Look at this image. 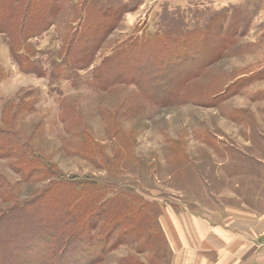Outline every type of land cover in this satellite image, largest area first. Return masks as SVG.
<instances>
[{
    "label": "rangeland",
    "instance_id": "1",
    "mask_svg": "<svg viewBox=\"0 0 264 264\" xmlns=\"http://www.w3.org/2000/svg\"><path fill=\"white\" fill-rule=\"evenodd\" d=\"M55 2L35 0L28 21L44 30L27 38L0 0V264H176L166 210L264 212V0ZM172 78L165 102L141 90ZM134 195L161 211V233L97 216L110 241L93 246L96 230L71 235L60 212Z\"/></svg>",
    "mask_w": 264,
    "mask_h": 264
},
{
    "label": "crops",
    "instance_id": "2",
    "mask_svg": "<svg viewBox=\"0 0 264 264\" xmlns=\"http://www.w3.org/2000/svg\"><path fill=\"white\" fill-rule=\"evenodd\" d=\"M172 214L166 210L161 220L176 243V264H264V212L242 207L206 222L195 214Z\"/></svg>",
    "mask_w": 264,
    "mask_h": 264
},
{
    "label": "trees",
    "instance_id": "3",
    "mask_svg": "<svg viewBox=\"0 0 264 264\" xmlns=\"http://www.w3.org/2000/svg\"><path fill=\"white\" fill-rule=\"evenodd\" d=\"M8 1L11 4V7H9L8 9L6 8V11L8 12V21L10 19L16 18V15L18 13L20 15L24 16L23 19L20 18V20L19 19L16 20L17 26L14 29L17 33H19L20 37H27V38L29 36L32 37V36L39 34L41 31L44 30L42 28V25L39 27H34L33 23L31 21L30 22L28 21V16L30 17V12H32V9L36 5L35 0H8ZM47 1L48 0H44L45 4ZM53 2L55 5L57 4L55 2V0H53ZM104 3L106 5H102ZM112 3H115V0H98L97 5H101V6H99L101 9H99V8H97V9L99 10V12H111L112 11L115 13V11H113ZM55 7L56 6H53V9ZM114 9H116V8H114ZM107 28L108 27H106V30L104 29L103 33L95 32L93 35L92 34L91 35L86 34V35H83L84 36L83 38L85 39L86 37H94L95 35H98V34L102 35V34H105V31H106V34H108L110 27L108 29ZM176 32H177L176 30L167 31V33H169V34H175ZM95 40H96V38H95ZM95 40L93 42H95ZM164 44H165L164 41H161L159 46H163ZM153 48H155V47H153ZM17 56L21 57L19 54ZM115 57H116L115 55L108 57L105 64L110 66V62L115 60ZM77 62L74 61L73 64H76ZM128 68H130V65L122 66L121 71H118V73H120L119 75L115 76V75H112L111 73H108L107 75L111 74L112 76L110 75L109 77H106L104 79L110 83L111 81H114L118 77L119 78L129 77L127 75L124 76L125 73H123V71L125 69H128ZM142 69H144V68H142ZM35 71H37V70H35ZM139 76H140L139 77L140 80H143V78L146 77V75L143 73L140 74ZM165 79H167V76L165 77ZM150 81H151V78H150ZM166 81H167L166 84H162L159 87L156 86V88H154V89H151V88L146 89L144 83H142L140 85L142 88L141 90H143L144 93L147 94L149 98L155 99L158 102H161V101L165 102V101L169 100L168 97L171 94L172 95L176 94V93H173V90L175 89L174 87H176L174 78H172L171 80H166ZM185 81H186V79H185ZM146 83H148V80L146 81ZM159 88H161V89H159ZM120 133H122V130L116 132L115 134H117V136L119 137ZM84 195H87V194H84ZM88 196H90V195H88ZM75 197L76 198L77 197H80V198L83 197L82 192L79 191L77 195L72 193L70 196V200L73 201L75 199ZM84 201L85 200H83V202ZM142 202H144V201L140 197H138V195H134L132 198H126V200L125 199L119 200L118 202H114L113 200H111L109 203L110 206L106 210L103 211L102 215L97 214V212L94 210V208H93L94 206L92 204H89V205L87 204L86 206H83L84 204L80 205V202H78L76 204H75V202H73L72 204L66 202V205L65 204L61 205L63 208L60 206V208H61L60 212L61 211L63 212V209H64V211H66V214L70 215V217L66 216V218H67V222L69 223L68 226L71 230V235H73V233H77L78 230H83L86 232V231H88V228H89L91 230H96L95 235L94 234L88 235L89 238L87 240L89 241V243L91 245L93 244V246H94L95 243L107 245V244H109L110 240L108 241V237L106 235L105 236H99L102 234L100 231L101 228L98 229L97 227H93L95 225V223H91V221L93 220V217L96 218L97 216H103V217L106 216L108 218V220H107V223L105 222V224H107L108 227H111V229L113 227H116V226H118L119 228L125 227L129 231H131V235H135L136 233L144 231V230H148L151 233H153V232H156V233L160 232L161 233V231H160L161 227L156 226L154 223V220H153V217L160 214L161 211H158V207L155 206L154 203H150L147 201H145V203H142ZM145 205H147L146 211L143 209V207ZM91 208H93V209H91ZM60 212L58 211V218H59V216H61ZM20 218H22V217H20ZM98 218L99 217H97L95 219V221ZM56 223L61 225V223L63 224V221L59 219V221H57ZM122 225H124V226H122ZM10 233H11V230L9 231V236H10ZM95 236H97V237L95 238ZM79 237H81V236L79 235ZM12 252H14L13 249L10 251L9 255L12 256ZM99 252L100 253L103 252V249L101 247H99ZM19 261L22 262L21 260H18V262Z\"/></svg>",
    "mask_w": 264,
    "mask_h": 264
},
{
    "label": "built area",
    "instance_id": "4",
    "mask_svg": "<svg viewBox=\"0 0 264 264\" xmlns=\"http://www.w3.org/2000/svg\"><path fill=\"white\" fill-rule=\"evenodd\" d=\"M262 235H263V238H264V230L262 231Z\"/></svg>",
    "mask_w": 264,
    "mask_h": 264
}]
</instances>
